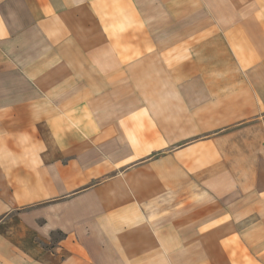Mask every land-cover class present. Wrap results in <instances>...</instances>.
<instances>
[{
    "label": "crops",
    "instance_id": "0c3cea01",
    "mask_svg": "<svg viewBox=\"0 0 264 264\" xmlns=\"http://www.w3.org/2000/svg\"><path fill=\"white\" fill-rule=\"evenodd\" d=\"M0 264H264V0H0Z\"/></svg>",
    "mask_w": 264,
    "mask_h": 264
}]
</instances>
